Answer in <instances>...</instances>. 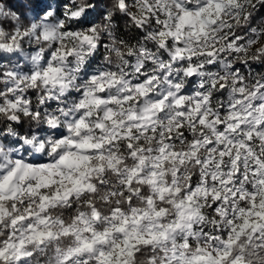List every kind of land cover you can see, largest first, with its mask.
<instances>
[{"label":"clouds","instance_id":"clouds-1","mask_svg":"<svg viewBox=\"0 0 264 264\" xmlns=\"http://www.w3.org/2000/svg\"><path fill=\"white\" fill-rule=\"evenodd\" d=\"M0 264H264V0H0Z\"/></svg>","mask_w":264,"mask_h":264},{"label":"trees","instance_id":"trees-1","mask_svg":"<svg viewBox=\"0 0 264 264\" xmlns=\"http://www.w3.org/2000/svg\"><path fill=\"white\" fill-rule=\"evenodd\" d=\"M42 7H44V5H40V4L34 5V8L37 10L41 9Z\"/></svg>","mask_w":264,"mask_h":264}]
</instances>
